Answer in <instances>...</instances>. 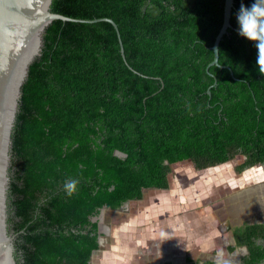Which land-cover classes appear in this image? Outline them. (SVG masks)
I'll return each instance as SVG.
<instances>
[{
    "label": "trees",
    "instance_id": "16d2710c",
    "mask_svg": "<svg viewBox=\"0 0 264 264\" xmlns=\"http://www.w3.org/2000/svg\"><path fill=\"white\" fill-rule=\"evenodd\" d=\"M253 2L234 0L221 65L209 66L225 0H53L52 10L67 16L112 18L125 57L109 21L47 27L13 132L17 264H91L101 248L94 217L147 189H168L173 163L201 170L241 155L237 172L264 164V74L256 42L239 35L237 22L241 3ZM69 180L78 181L72 196ZM233 233L230 250L246 246L241 261L264 264V222Z\"/></svg>",
    "mask_w": 264,
    "mask_h": 264
},
{
    "label": "rangeland",
    "instance_id": "374dc122",
    "mask_svg": "<svg viewBox=\"0 0 264 264\" xmlns=\"http://www.w3.org/2000/svg\"><path fill=\"white\" fill-rule=\"evenodd\" d=\"M243 160L244 156L239 155L230 160L227 164H220L221 166L216 165L218 167L213 169H218V171L221 172L217 173V171L214 170L212 172L214 175H210V169L198 171V169L194 167L193 163L188 160L173 163L172 171L169 175V193L165 194L163 192L160 193L161 191L158 190L152 191L149 189L145 191L143 198L140 199L141 202L147 201L151 198L148 195H153L155 192L154 198H164V196L168 197L170 207L172 209L166 214L164 213L163 215H160L163 217L152 219L145 224L140 221L141 218L137 214L138 209H141L142 203L132 205L130 202L134 200L127 202L121 209L118 210H111L107 208L102 209L101 213L94 218L99 221V226L102 230L103 245H101V248L93 254L91 264H116L117 262V264L131 263V261L127 262L126 254L121 253L120 251L112 253V251L104 249L105 246L108 247L110 245H116L118 249L121 248V250H123V248L128 249V247H141L142 240L144 239L142 237V230L144 228L151 231L155 229L156 232H159L161 229L169 228L171 225L173 226L175 221L179 220L178 216H181L183 219V223L179 222L178 224L182 223V228L179 229V232L184 236L189 230L190 232H196L200 230V228L205 229L207 224L212 222L210 220L211 218L219 214L222 215V204L226 201L232 204L238 203L239 200H242V202L245 201L247 204L249 202H256L253 208H248V212L251 210L258 218L264 217V209L261 211L262 208H264V190H262V193L259 192L257 195H250L249 193L246 195V193H240L245 190H237L238 188L232 187L234 186V184L231 183L232 180H234L233 182H237L235 184H248L250 181L254 180V178H252V180H245L247 177L244 176L243 171L248 168L242 172H237L235 170L236 165L243 162ZM262 166H264V164H262ZM190 167L194 170L193 172H195L196 175L193 174V176L191 172L187 171ZM210 176L213 177L210 178ZM229 186L231 187L230 189H232L230 193L227 188ZM164 205L165 203L161 204L162 207ZM159 210L160 209L157 206V211ZM228 210H231L230 213L232 214L237 213V208L234 207V205L228 208ZM234 217L235 215H231L232 223L234 222ZM144 242L145 240L143 243ZM230 260L232 261V264H238L237 257H230Z\"/></svg>",
    "mask_w": 264,
    "mask_h": 264
},
{
    "label": "water",
    "instance_id": "95a60500",
    "mask_svg": "<svg viewBox=\"0 0 264 264\" xmlns=\"http://www.w3.org/2000/svg\"><path fill=\"white\" fill-rule=\"evenodd\" d=\"M52 3L53 0H0V264H17L16 234L10 230L8 204L13 132L20 108L22 88L28 78L31 64L42 53L47 27L56 19L77 22L109 21L117 29L121 52L125 57L118 24L112 18H75L53 11ZM233 6L234 0H225L223 24L212 45L214 58L209 66L221 65L219 45L231 27ZM208 93H211L210 88ZM105 208L109 209L106 206L102 209ZM99 233V243L102 245L100 226Z\"/></svg>",
    "mask_w": 264,
    "mask_h": 264
},
{
    "label": "crops",
    "instance_id": "0c3cea01",
    "mask_svg": "<svg viewBox=\"0 0 264 264\" xmlns=\"http://www.w3.org/2000/svg\"><path fill=\"white\" fill-rule=\"evenodd\" d=\"M226 163H229V161ZM211 169L213 168L210 167V170ZM187 171L191 172L192 175L195 174V172H193L194 170L191 167L188 168ZM198 171H205V169H201ZM219 172L221 171H218L217 169V173ZM243 172L244 176L247 177V179L245 180H252V178H254V180L250 181V183L248 184H235L237 182H233L234 180H232L231 183L234 184V186L232 187L238 188L237 190H245L243 192L239 191L241 194L246 193V195H248L249 193L250 195H257L259 194V192L262 193V190H264V166L260 164L252 168H248ZM211 174L212 172H210V175ZM212 175H214V173ZM212 177L213 176H210V178ZM227 188L229 189L230 193L232 190L230 189L231 187L229 186ZM151 190H158L161 191L160 193L163 192L165 194L169 193L168 189L154 188ZM154 193L153 195H148L151 198H149L147 201L141 202V200H134L130 202L132 205L142 203L141 209H138L137 214L141 218L140 221H142L144 224L151 221L152 219L163 217L160 215H163L164 213L166 214L172 209L170 207L168 197L164 196V198H154ZM163 203H165V205L162 207L161 204ZM255 204L256 202H249L247 204V202H242V200H239V202L236 204H232L226 201L222 204V215L219 214L211 218L210 220L212 222H210V224L208 223L205 229L200 228V230L198 231L195 230L196 232H190L189 230L188 233L184 236L179 232V229L182 228L181 224L183 223V219L181 218V216H178L179 220H176L173 226L171 225V227L169 228L161 229L159 230V232H156L155 229H153L152 232L151 230L148 229V231L146 228H144L142 230V237L144 239L142 240L141 247H128V249L123 248V250H121V248L118 249L116 245H110L108 246L109 248L105 246L104 249L112 251V253L120 251L121 253L126 254L127 262L131 261V263L129 264H155L157 262L168 260L173 262H184L187 257H192L195 260L213 259L217 264H232L230 257H237L238 264H242L239 257L240 251L238 249L230 250V247L235 246L233 228L237 225H242L248 222L255 223L264 221V217L258 218L251 210L248 212V208H253ZM233 205L237 208V213L234 214L230 213L231 210H228V208L232 207ZM157 206L160 209L159 211H157ZM263 209L264 208H262L261 211H263ZM231 215H235V217L233 218V223L231 222ZM179 222L182 223L178 224ZM144 240L147 244L145 242L143 243Z\"/></svg>",
    "mask_w": 264,
    "mask_h": 264
},
{
    "label": "clouds",
    "instance_id": "9594fccd",
    "mask_svg": "<svg viewBox=\"0 0 264 264\" xmlns=\"http://www.w3.org/2000/svg\"><path fill=\"white\" fill-rule=\"evenodd\" d=\"M239 35L256 42L258 50L257 64L261 74H264V0H254L251 7L240 5L237 14ZM77 180L65 182L64 190L72 196L77 190Z\"/></svg>",
    "mask_w": 264,
    "mask_h": 264
},
{
    "label": "flooded vegetation",
    "instance_id": "af4514ba",
    "mask_svg": "<svg viewBox=\"0 0 264 264\" xmlns=\"http://www.w3.org/2000/svg\"><path fill=\"white\" fill-rule=\"evenodd\" d=\"M112 210V209H111ZM264 222V221H263ZM249 223V222H248ZM255 223H262V222H255ZM245 224V223H244ZM237 226H239V225H237ZM236 227V226H235ZM233 230H234V228H233ZM234 234V233H233ZM235 240V239H234ZM235 249H238L239 251H240V255H239V257H240V261H241V258H242V256L243 255H245L246 253H247V247L246 246H242V247H236ZM242 262V261H241ZM242 264H244L243 262H242Z\"/></svg>",
    "mask_w": 264,
    "mask_h": 264
},
{
    "label": "bare ground",
    "instance_id": "6f19581e",
    "mask_svg": "<svg viewBox=\"0 0 264 264\" xmlns=\"http://www.w3.org/2000/svg\"><path fill=\"white\" fill-rule=\"evenodd\" d=\"M224 164H227V163H224ZM221 166V165H220ZM212 168H217V166L216 167H212ZM210 168H207V169H205V170H209ZM214 170H216L217 171V169H211L210 171L211 172H213ZM206 176H209V175H206Z\"/></svg>",
    "mask_w": 264,
    "mask_h": 264
}]
</instances>
